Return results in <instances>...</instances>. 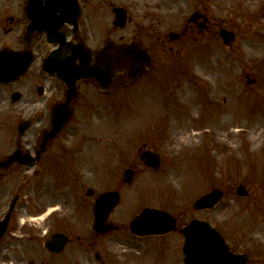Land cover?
<instances>
[{
  "label": "flooded vegetation",
  "instance_id": "af4514ba",
  "mask_svg": "<svg viewBox=\"0 0 264 264\" xmlns=\"http://www.w3.org/2000/svg\"><path fill=\"white\" fill-rule=\"evenodd\" d=\"M125 4L114 0H0V53L16 52L21 56L29 51L32 56L29 68L22 75L14 81L0 82V114H9L11 104L21 103L24 108L19 107L22 110L18 111L17 127L24 120L29 122L21 135L16 127L17 138L11 150L9 140H0V145H5L0 146V221L9 215L5 230L0 234L1 263L184 264L183 228L191 219L200 218L203 211L192 216L187 208L161 203L167 200L162 197L164 195L131 186L143 174L164 173L163 155L155 146H147V141L137 146L135 159L129 158L126 148L119 147L120 157L126 156L120 160L121 163L125 161L124 166L117 168L115 156L114 161L107 163L108 169L98 173L104 181L99 182L98 187L94 183L78 204L64 202L67 185L57 188L48 180L52 174H68L70 179L85 178L89 174L83 167L85 141V144H72L71 156L67 157L63 155L65 149H60L65 143L61 133L45 136L52 126L54 106H69L72 120L77 114L86 112L92 95L112 96L138 80L127 84L126 71L116 63H105L104 76L112 89H99L91 76L95 77L96 58L101 50L107 47L106 56L114 47L134 42L149 55L147 73L154 71L161 62L157 51H164L165 47L172 49L185 35L192 38L191 42L196 41L203 32L209 33L214 27L210 17L198 10L184 19L180 28L173 29L175 31L154 36L155 30L166 29L157 26L155 15L150 12L152 9L137 11L135 0H125ZM116 6L126 10L122 26L119 25L122 20L113 14ZM172 32L177 34L174 40ZM54 50L58 51L54 76L44 78L43 82V61ZM71 54L73 57L69 60ZM65 63H69L74 72L63 80L57 72L61 71L58 66ZM11 64L17 66L21 62L16 59L0 61V65ZM88 66L90 69L85 70ZM109 71L113 72L112 76ZM33 93L37 94L36 98ZM14 97L18 101L12 102ZM145 150L158 156L157 169L145 165L141 159ZM14 151L19 155L10 161ZM18 158L33 162L26 163ZM126 170L131 172L130 184L121 180ZM74 189H70V193ZM106 194L113 195L117 203L103 217L102 231H96L93 228L94 204ZM21 197L25 201L22 202ZM146 207L168 212L164 224L169 229L161 233H134L130 225Z\"/></svg>",
  "mask_w": 264,
  "mask_h": 264
},
{
  "label": "rangeland",
  "instance_id": "374dc122",
  "mask_svg": "<svg viewBox=\"0 0 264 264\" xmlns=\"http://www.w3.org/2000/svg\"><path fill=\"white\" fill-rule=\"evenodd\" d=\"M114 1L126 5L125 0ZM135 2L137 11L152 9L157 26L166 29L155 30L154 36L175 31L198 10L210 17L214 27L196 41L183 36L172 49L161 51L158 45L161 62L133 87L103 98L92 95L86 112L70 120L60 136L65 140L63 155L67 157L72 144L85 141L83 167L89 174L84 179L52 174L49 183L54 187L67 185L64 202L78 204L84 197L83 185L97 183L98 187L104 181L98 173L108 169L107 163L115 156L117 168L124 166L125 161L120 160L126 156L120 157L119 147L134 158L137 146L147 141V146H155L163 155L164 173L143 174L131 186L164 195L167 200L161 203L187 208L192 216L197 214L193 201L199 195L221 190L218 204L200 217L220 231L230 250L250 255L246 264H264V0ZM220 28L235 33L231 47L222 43ZM195 64L197 72L192 67ZM183 73L196 85L189 98H184L185 90L177 95L185 88ZM41 75L44 82L46 75ZM193 103L194 121L200 128L192 130V121L183 133L179 129L183 119L175 113L183 114ZM23 106L11 104L9 114H0V140H9L10 150L17 138L19 107ZM187 131L191 140L178 142ZM241 184L248 191L246 196L237 193ZM0 264L4 263L0 260Z\"/></svg>",
  "mask_w": 264,
  "mask_h": 264
},
{
  "label": "water",
  "instance_id": "95a60500",
  "mask_svg": "<svg viewBox=\"0 0 264 264\" xmlns=\"http://www.w3.org/2000/svg\"><path fill=\"white\" fill-rule=\"evenodd\" d=\"M221 35L226 43H230L233 39V34L228 33L225 30L221 31ZM117 48L118 49L116 52L106 56L105 53L101 51L99 53L101 56L97 58L98 61L96 69L102 73H105V63H116L119 68L121 67L127 71L129 79H134L145 71L146 67L149 65V61L148 57L141 49L133 46L132 44ZM61 53L63 54L65 52ZM5 55L2 53L0 55V59H5ZM53 57L54 55L50 56L45 60L44 63V69L48 71L49 74H52ZM72 57L73 55L71 54L69 60H71ZM12 58H15V56L12 55ZM29 61L30 57H27L26 63L17 66V68L10 67V69L13 68V70L11 69L12 74L15 76L21 74L27 67ZM88 68L89 66L85 67V70H88ZM108 74L112 76L113 72L109 71ZM5 75V71L2 68L0 71V79H3ZM59 75H61L60 72ZM108 88V84L103 87V89ZM62 109L63 105L61 104L54 110L53 125L50 130L51 135L57 133L69 118V110L67 107L64 111H61ZM20 128H22V126ZM17 155V151H15L10 161H12L14 157H17ZM145 160L146 163L155 165V161H151L148 155L145 156ZM238 193L241 195H246L247 191L242 185H240L238 187ZM220 197L221 192L214 190L197 199L195 206L197 208L211 207ZM111 203H113V201H111ZM109 207L110 202L108 200H101L96 205V228L101 226V219L103 217L102 212H104ZM159 212L160 211L154 209H145L133 223L132 229L134 231H138L139 233L161 231L160 224L162 222L163 215H161ZM183 232L186 238L184 245V252L186 255L185 264H245L250 259L247 254L231 252L219 232L211 227L206 221L192 220L183 230Z\"/></svg>",
  "mask_w": 264,
  "mask_h": 264
},
{
  "label": "bare ground",
  "instance_id": "6f19581e",
  "mask_svg": "<svg viewBox=\"0 0 264 264\" xmlns=\"http://www.w3.org/2000/svg\"><path fill=\"white\" fill-rule=\"evenodd\" d=\"M193 67V70L195 68V72H197V65H192ZM186 91V94L184 95L186 98V96L189 98L191 97L192 95V92L194 90V88L191 86V85H185V88L184 89H181L180 92L178 94H181L182 91ZM195 109H196V103H193L191 108L189 109H185L184 113L183 114H180V113H175V115L178 117L180 116L183 120L179 123V129L182 130V132L184 133L185 130H188L189 129V126L188 124L191 123L192 124V121L195 123L194 119H196V116L194 115V112H195ZM191 114V115H190ZM171 116H174L171 114ZM187 122V124H186ZM198 123V121L196 122ZM196 123L193 124V127H192V130L195 129L196 127ZM191 129V128H190ZM179 137V136H178ZM175 139H177V134L174 136ZM191 135H190V131H187V133L185 134V136H183V134L178 138V142H183L184 139H186L185 141H190L191 139ZM184 141V142H185Z\"/></svg>",
  "mask_w": 264,
  "mask_h": 264
}]
</instances>
